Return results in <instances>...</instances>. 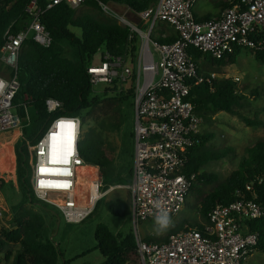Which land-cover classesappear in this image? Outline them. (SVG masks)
I'll use <instances>...</instances> for the list:
<instances>
[{
	"label": "built area",
	"instance_id": "1",
	"mask_svg": "<svg viewBox=\"0 0 264 264\" xmlns=\"http://www.w3.org/2000/svg\"><path fill=\"white\" fill-rule=\"evenodd\" d=\"M87 0H32L25 8L27 21L13 33L8 29L0 49L4 74L0 75V134L19 131L31 156V182L35 197L54 206L69 222L82 221L109 191L125 188L130 192L131 219L136 227L135 241L142 264H242L251 255L255 234L247 230L245 220L261 217L264 208L254 199L239 200L216 206L208 214L203 229H186L169 235L165 241H146L139 234L141 222L154 220L160 202L170 217L180 213L189 197L195 173L187 174L191 148L197 144L203 118L195 112L189 96L195 84L206 79L199 65L188 53L193 46L214 58L232 52L234 46L257 49L264 45V0H230L218 17L198 22L194 6L198 0H159L139 12L146 29L123 20L131 33L139 35L135 62L130 65L121 57L106 55L87 71L90 83L108 85L118 80L134 87V153L130 183L111 185L107 190L103 178L96 176L89 188L91 203H78L80 172L92 165L79 151L82 120L78 116L57 115L43 135L33 141L23 137L31 125V116L16 111L14 98L20 88L19 57L23 44L32 39L42 47L52 45V37L41 22L42 15L60 4L76 9ZM104 11L108 5L100 2ZM158 23L170 25L177 33L171 42L152 37ZM256 36L259 40L253 39ZM215 80L216 74L210 73ZM48 113L56 115L61 101L48 98ZM72 124L73 127H68ZM251 188H247L250 190ZM58 200L59 202H56ZM83 210V211H82Z\"/></svg>",
	"mask_w": 264,
	"mask_h": 264
},
{
	"label": "trees",
	"instance_id": "2",
	"mask_svg": "<svg viewBox=\"0 0 264 264\" xmlns=\"http://www.w3.org/2000/svg\"><path fill=\"white\" fill-rule=\"evenodd\" d=\"M31 1L0 0V49L4 43V34L8 29L16 33L23 28L28 20L25 8ZM158 1L87 0L84 5L89 9L97 10L98 16L89 12L78 14L76 9L65 3L55 6L42 15L41 22L52 37V45L45 48L30 38L23 44L19 57L20 88L14 98V104L21 117L25 116V108H28L31 116V125L24 129L23 137L37 141L49 127L52 118L57 115L78 116L82 119V124H86L87 114L101 104V98L95 94L87 71L95 55L100 53L101 60L106 55H110L121 57L130 65L135 62L140 44L139 35L131 33L128 26H123L112 17L104 15L100 2L108 6H124L132 15H137ZM39 2L41 4L43 0ZM229 6L230 0H224L223 7ZM138 25L140 28L146 26L144 23ZM177 36L175 32L174 37L162 39L159 42H171L176 40ZM252 37L259 40L256 36ZM260 39H264V33ZM61 42H66L76 50V59L63 55ZM244 49H248L255 60L264 65V45L257 49L236 45L232 52L220 58H214L193 46L188 47V53L199 65L200 71H202L201 64L212 71H217L236 64L238 56ZM205 75L206 79L202 83L195 84L189 96L194 104L195 112L204 121L209 122L217 113L226 112L239 116L248 126L261 125L258 119L251 120L239 112V109L244 107L246 96L238 93L240 87H237L236 81L212 80L209 74ZM103 93L105 97L110 93L113 94L109 100L119 102L115 107L119 116L108 117L97 122L94 127L88 129L79 143V151L85 162L102 170L114 163L117 150L116 146H113L104 135L123 125L126 119L123 110L125 104L133 108L131 111L133 121L135 95L131 82L120 83L118 80L110 84ZM251 93L258 97L259 90L255 89ZM48 98L59 100L63 104L62 109L56 115L48 113L46 109L45 101ZM262 110L264 111V107ZM133 136L134 132L130 133V137L133 138ZM213 138L214 136L210 133H200L196 136L197 144L190 150L186 170L187 174L195 173L196 175L189 197L193 195L196 199L204 223L209 221L208 214L216 206L228 205L241 197L250 200L255 198L256 202L264 208V140L246 147L237 168L220 181L218 175L203 169L208 162L224 159L229 153L228 149L214 151L209 146ZM23 144L24 141L21 139L15 147L23 199L13 207L12 227L4 228L0 225V264L9 261L12 247L19 248L13 257L12 264H59V259L62 257L60 250L52 241L43 240L41 237L45 222L34 205L41 207L43 202L35 197L32 182L28 183L24 179V176L28 175L31 181L28 165L29 153ZM129 175L131 180L132 169ZM103 181L106 185L104 190H107L114 185L107 186V184L115 180L105 178ZM2 186L3 182L0 180V189ZM208 187L210 189L206 191L205 188ZM248 187L251 189L247 190ZM34 197L39 202L34 201ZM126 205L125 201H119L116 207L108 208L116 216H127L130 212L125 210ZM91 213L93 211L89 215ZM204 223H194L192 226L189 221H184L174 228L171 234L193 228L201 230ZM244 223L247 225L248 232L255 234L256 243L253 250L264 253V213L261 217L245 220ZM95 239L96 248L104 258L103 264H142L133 233L120 238L105 224H99L96 228ZM145 240L150 242L166 239L145 238ZM64 264L68 263L64 262Z\"/></svg>",
	"mask_w": 264,
	"mask_h": 264
},
{
	"label": "rangeland",
	"instance_id": "3",
	"mask_svg": "<svg viewBox=\"0 0 264 264\" xmlns=\"http://www.w3.org/2000/svg\"><path fill=\"white\" fill-rule=\"evenodd\" d=\"M214 0H199L195 5L193 11L196 13V20H211L213 12L217 10L214 6ZM110 11L102 13L115 19L119 24L126 26L124 19L139 24L129 14V9L124 6L112 5L109 6ZM77 13L81 14L89 12L99 15L95 9L88 8L84 4L76 8ZM142 30L146 28L141 26ZM152 37L159 42L162 40L161 36L156 35L154 30ZM63 55L71 58H77V52L66 42H61ZM101 61V54L98 53L92 60L93 65H98ZM1 73L3 74L4 68L1 63ZM201 74H216L215 80L231 79L237 82L238 93L246 96L244 100V107L239 109V112L251 119H258L261 125L248 126L239 116L229 114L226 112H219L209 122L203 120L200 127L201 133H210L214 136L209 142V146L214 150L228 149L229 153L226 158L208 162L204 166V170L214 173L219 176V180L225 179L228 174L237 168L239 160L243 155L245 148L253 143L264 140V65L257 62L248 49H244L237 58V63L223 69L212 71L209 67L201 64ZM204 72V73H203ZM129 83L127 84V86ZM109 85L106 83H99L94 87L95 94L101 98V104L94 110L89 112L86 116V124H82L80 140L84 134L94 127L97 122L107 119L112 116H119L118 111L115 109L119 102L116 100H109L113 94L104 96L103 91ZM255 89L259 90L258 97L251 95ZM123 110L126 119L123 125L117 130H112L109 134L106 133L104 137L111 141L113 146H116L115 161L106 168L100 169L97 166L82 168L83 174H88L89 178L84 177L80 181V192L78 203L82 206L88 207V190L91 183L96 176H100L103 180H115L107 184L130 183L129 171L133 168V153L134 143L130 133L134 132L132 114V107L128 104L123 105ZM82 120V119H81ZM22 137L19 136V131L13 130L0 135V180L3 186L0 189V202H4L3 207L7 211L3 212L0 217V225L4 228H11V219L13 215V207L17 206L23 199V191L21 187V179L19 176V164L16 159L15 147ZM29 172L32 174L31 156L28 155ZM27 182H31L28 175L24 176ZM89 179V181H88ZM120 179V180H119ZM117 180V181H116ZM117 185V184H116ZM106 187V185H105ZM105 188H102L103 191ZM210 188H205L209 190ZM129 190L125 188H118L109 191L98 202L96 208H93L90 215H87L82 221L73 223L69 222L66 217L54 206L43 202L39 207L34 205L35 209L43 216L45 225L41 231L43 240L52 241L60 250L62 257L59 259V264H103L104 258L100 251L96 248L97 243L95 239L96 228L99 224H105L109 229L120 236L125 237L128 233H133L136 236V227L131 219V215L116 216L111 213L108 207L117 206L119 201H125L127 205L125 210L131 213V197ZM34 201L39 202L35 199ZM59 202L58 200H55ZM187 204L183 207L180 213L176 216L170 217L172 226H170L163 233H157L154 226V220L141 222L138 227L141 237L151 239H162L168 237L171 231L178 227L184 221H189L192 226L194 223L203 224L205 221L201 217L199 206L193 195L188 197ZM29 206V205H28ZM205 224V223H204ZM19 250L18 247H12V254L9 261L5 264H12L15 253ZM242 264H264V253L252 251Z\"/></svg>",
	"mask_w": 264,
	"mask_h": 264
},
{
	"label": "crops",
	"instance_id": "4",
	"mask_svg": "<svg viewBox=\"0 0 264 264\" xmlns=\"http://www.w3.org/2000/svg\"><path fill=\"white\" fill-rule=\"evenodd\" d=\"M199 1V0H198ZM197 1V2H198ZM197 2H196V4H197ZM214 2V6H215V8H217V10L216 11H214L213 12V15H212V18H215V17H218V16H220V14L226 9V8H224L223 7V2H224V0H214L213 1ZM195 4V5H196ZM195 7V6H194ZM194 12V11H193ZM129 14L137 21V23H139V24H145V25H147V22H144V21H140V19L137 17V15H132L130 12H129ZM194 16H195V18H196V13L194 14ZM211 18V19H212ZM201 21H203V22H205V21H207V20H201ZM145 28H146V26H145ZM156 35H158V36H161L162 37V39H167V38H170V37H174V35H175V30L170 26V25H167L166 23H158V25H157V27H156ZM155 39H157V38H155ZM199 69H200V67H199ZM3 74H4V72H3ZM0 75H2V74H0ZM1 135V134H0ZM92 165V164H91ZM92 167H94V165H92ZM188 200V199H187ZM3 204H4V202L2 203V202H0V217L2 216V214H3V212H5V211H7L6 210V208H4L3 207ZM168 237H165V238H162V239H167Z\"/></svg>",
	"mask_w": 264,
	"mask_h": 264
},
{
	"label": "clouds",
	"instance_id": "5",
	"mask_svg": "<svg viewBox=\"0 0 264 264\" xmlns=\"http://www.w3.org/2000/svg\"><path fill=\"white\" fill-rule=\"evenodd\" d=\"M154 206L159 209L155 218H154V226L157 233H163L166 231L170 226H172V220L168 215V212L164 210L160 202H155Z\"/></svg>",
	"mask_w": 264,
	"mask_h": 264
},
{
	"label": "bare ground",
	"instance_id": "6",
	"mask_svg": "<svg viewBox=\"0 0 264 264\" xmlns=\"http://www.w3.org/2000/svg\"><path fill=\"white\" fill-rule=\"evenodd\" d=\"M78 172H80V176H79V180H78V183H79V186H80V181H81V179H83L84 177L89 178V175H88V174H83V173H82V168L78 169ZM89 179H91V177H90ZM89 179H88V181H89ZM90 203H91V201H90V196H89L88 205H89ZM81 206H82V205H81ZM82 207H85V206H82ZM82 211H83V210H82Z\"/></svg>",
	"mask_w": 264,
	"mask_h": 264
},
{
	"label": "snow or ice",
	"instance_id": "7",
	"mask_svg": "<svg viewBox=\"0 0 264 264\" xmlns=\"http://www.w3.org/2000/svg\"><path fill=\"white\" fill-rule=\"evenodd\" d=\"M68 127H73V125L72 124H68Z\"/></svg>",
	"mask_w": 264,
	"mask_h": 264
}]
</instances>
